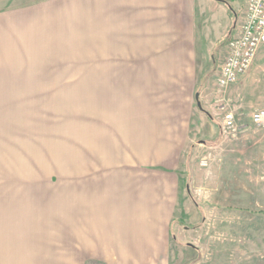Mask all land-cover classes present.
Masks as SVG:
<instances>
[{
    "label": "rangeland",
    "instance_id": "1",
    "mask_svg": "<svg viewBox=\"0 0 264 264\" xmlns=\"http://www.w3.org/2000/svg\"><path fill=\"white\" fill-rule=\"evenodd\" d=\"M224 1L0 0V264H264V69L216 84Z\"/></svg>",
    "mask_w": 264,
    "mask_h": 264
},
{
    "label": "built area",
    "instance_id": "2",
    "mask_svg": "<svg viewBox=\"0 0 264 264\" xmlns=\"http://www.w3.org/2000/svg\"><path fill=\"white\" fill-rule=\"evenodd\" d=\"M244 5L243 21L239 32L227 45L223 61L218 66L216 84L225 88L236 83L253 63L257 51L264 44V0H240ZM252 122L264 128V108L251 114ZM235 113L226 110L222 115V130L237 131Z\"/></svg>",
    "mask_w": 264,
    "mask_h": 264
},
{
    "label": "crops",
    "instance_id": "3",
    "mask_svg": "<svg viewBox=\"0 0 264 264\" xmlns=\"http://www.w3.org/2000/svg\"><path fill=\"white\" fill-rule=\"evenodd\" d=\"M231 3L236 4L237 6H241L243 9L244 5L240 0H233V1H231ZM220 5H222L223 8L227 9V6L224 3L221 2ZM239 12H241V10ZM234 14L236 15L235 11H234ZM238 15L240 17V13H238ZM239 27H240L239 25H237L235 27L233 35L225 43L224 55H225L226 45H227L228 41L232 37H234V35L236 36L238 34ZM220 38H222V37H220ZM217 41L219 42V39ZM262 69H264V44L259 47L257 54H256V57L254 59L253 65L250 68V70L247 72L246 75L241 77L240 80L237 82V84L234 86L233 90H234L236 96H246L247 93L253 92L256 89L254 86L256 84V80H257L255 73L261 71ZM258 103H256V104H258Z\"/></svg>",
    "mask_w": 264,
    "mask_h": 264
},
{
    "label": "trees",
    "instance_id": "4",
    "mask_svg": "<svg viewBox=\"0 0 264 264\" xmlns=\"http://www.w3.org/2000/svg\"><path fill=\"white\" fill-rule=\"evenodd\" d=\"M222 3H224L226 6H227V8L229 9V10H233L232 9V7L226 2V1H224V0H220ZM233 12V11H232ZM201 110H203V111H205L203 108H201ZM206 112V111H205ZM207 113V112H206ZM208 114V113H207Z\"/></svg>",
    "mask_w": 264,
    "mask_h": 264
},
{
    "label": "water",
    "instance_id": "5",
    "mask_svg": "<svg viewBox=\"0 0 264 264\" xmlns=\"http://www.w3.org/2000/svg\"><path fill=\"white\" fill-rule=\"evenodd\" d=\"M198 96H199V94H198V92H196V93H195L196 104H197V106L201 109L202 107H201V104H200V102H199V100H198Z\"/></svg>",
    "mask_w": 264,
    "mask_h": 264
}]
</instances>
